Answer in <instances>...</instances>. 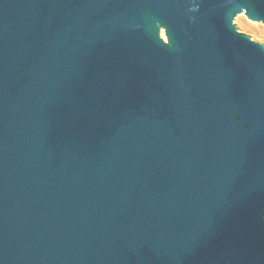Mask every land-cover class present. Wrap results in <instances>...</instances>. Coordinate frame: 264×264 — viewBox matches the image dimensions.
<instances>
[{"label": "water", "instance_id": "1", "mask_svg": "<svg viewBox=\"0 0 264 264\" xmlns=\"http://www.w3.org/2000/svg\"><path fill=\"white\" fill-rule=\"evenodd\" d=\"M242 10L264 23V0H0V264H264Z\"/></svg>", "mask_w": 264, "mask_h": 264}, {"label": "rangeland", "instance_id": "2", "mask_svg": "<svg viewBox=\"0 0 264 264\" xmlns=\"http://www.w3.org/2000/svg\"><path fill=\"white\" fill-rule=\"evenodd\" d=\"M231 23L237 31L264 46V23L262 21L250 18L247 13L242 10L234 14ZM157 33L164 42H168L164 26L159 25Z\"/></svg>", "mask_w": 264, "mask_h": 264}]
</instances>
